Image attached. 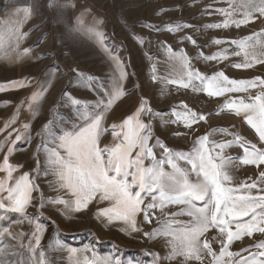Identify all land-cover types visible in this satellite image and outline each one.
I'll list each match as a JSON object with an SVG mask.
<instances>
[{
	"label": "snow or ice",
	"instance_id": "obj_1",
	"mask_svg": "<svg viewBox=\"0 0 264 264\" xmlns=\"http://www.w3.org/2000/svg\"><path fill=\"white\" fill-rule=\"evenodd\" d=\"M228 7L217 9L224 19L221 23L207 25L208 28L220 29L240 28L258 19L264 18V0H227ZM23 13L22 19L15 24H0V56H8L10 52H17V59L32 52L24 48L18 51L21 41L28 35L21 31L22 24L32 16V9L24 7L18 9ZM82 17L77 18L76 31H87L96 38L115 64L117 75L111 88H103L106 99L101 98L95 105L67 96L71 106L78 114L82 123L73 125L71 130L64 129L57 135L45 125L43 136L49 137V147L44 144L46 153L47 174L55 177L54 190L64 193L63 196L49 200L47 203L62 205V213L71 216L88 209L93 201L108 202L109 206L98 210L97 217L108 223L121 222L122 231L132 233L142 229L137 225V216L143 213V220L151 223L155 218L152 210H159L163 215L176 217L186 215L191 219L187 222L167 219L151 233H144L149 239L165 237L170 251L166 257L152 254L151 264H162L163 260H174L182 257L181 264L197 261L203 264L204 257H211L212 264H264V240L254 245L256 251L243 249L248 256L240 252L229 250L232 243L241 240L244 236L252 237L254 233L264 234V147H257L245 140L244 137L229 133L227 130L214 129L211 134L198 137L190 152H176L167 147L158 137L153 141L152 118L165 114L155 113L148 102L141 99L135 112L122 120L120 124L111 125L112 142L101 146V137L108 131L103 126L106 114L113 105L125 95L123 82L128 73L123 61L116 53L110 51V46L104 44L105 36L95 27L85 29ZM147 27V25H146ZM191 25H169L166 31L175 33ZM143 43L141 38H137ZM193 45L195 40L187 37ZM215 45L226 43L220 39L212 42ZM238 49L232 53L243 56L242 63H236L237 69H248L256 64H264V30L254 32L239 41L227 42ZM169 59L173 62L172 72L164 78L167 84L178 88L191 89L193 92H202L208 97H222L230 93H247V99H227L215 113L219 115L227 110L237 116L243 115L245 122L252 128L264 145V78L256 77L252 80L230 79L223 71L212 76H204L191 67V59L186 52L176 53L169 47ZM42 57H37L41 59ZM198 58L205 61H223L229 58L227 49L205 56L203 52ZM81 80L92 81L94 78H85L78 73ZM153 82L158 77L153 67ZM30 86L28 78L21 81H11L8 85H0V91L18 89ZM50 86L45 81L39 86L28 101V110L32 111ZM259 88L255 95L251 89ZM180 110L172 109L171 116L175 119L164 120V124H183L187 129L196 131L193 125L201 121L207 122L208 117L198 114L186 104H180ZM19 107L16 115L19 114ZM14 115L5 124L7 129L16 123ZM144 117H148L145 122ZM30 126L24 125L25 129ZM14 132L19 130L13 129ZM217 132L221 136L232 135L233 139L217 142L210 136ZM177 132L175 135H181ZM12 133H9L11 136ZM21 135L17 134L15 140L19 141ZM30 140V135L25 137ZM237 146L242 149L243 155L238 158L226 157L223 153L227 148ZM4 145L0 144V150ZM157 150H160L159 153ZM8 153L13 149L9 147ZM239 162L242 165H254L259 171V183L235 182L231 174V167ZM18 166L10 164L5 155L0 165V172L6 173L0 179V264H45V253L40 249V239L45 226L39 222L37 216H28L27 209L32 205L33 192L39 187L30 178L28 173L14 178L13 172ZM135 189V190H133ZM7 195H2L3 193ZM145 201H148L145 204ZM45 201L41 197L40 208ZM143 205V207H142ZM169 206H180L179 212L165 213ZM7 213L19 214V219L12 221L17 225L27 221L33 226L30 233L13 231L10 224L3 223ZM150 213L152 214L150 216ZM248 219L245 220L244 218ZM233 228L235 230H233ZM210 229H216L218 237L214 242L222 246L219 253L215 252L208 239H202ZM27 238V239H26ZM63 248V246H61ZM38 249H40L38 251ZM91 249L86 246L85 251ZM72 255L77 249L68 248ZM234 257H240L234 260ZM227 258V259H226ZM75 264H122L119 256L99 257L93 253L92 257H77ZM127 264H134L129 260ZM135 264H140L139 261Z\"/></svg>",
	"mask_w": 264,
	"mask_h": 264
},
{
	"label": "rangeland",
	"instance_id": "obj_2",
	"mask_svg": "<svg viewBox=\"0 0 264 264\" xmlns=\"http://www.w3.org/2000/svg\"><path fill=\"white\" fill-rule=\"evenodd\" d=\"M28 6L32 9V16L27 47L35 51L36 61L32 66L25 67L21 75L17 69L0 67V85H8L11 81H21L25 78L30 82L28 87L0 91V144L4 145L3 150H0V165L7 155L10 164L18 166L13 172L14 178L28 173L29 178L39 187L38 192L32 193L33 202L26 214H39V222L45 226L40 239V249L45 253V264H75L77 257L81 260L84 256L91 258L93 253L99 257L119 256L122 264H127L129 260L134 264L137 261L140 264H151L154 258L152 254L166 257L170 251L166 238L149 239L144 233H151L167 219L187 222L190 217H170L154 209L152 211L155 218L151 219V223L143 220V213L137 216V225L142 231L132 233L122 231L124 225L121 222L108 223L97 217L98 210L109 206L106 201H93L88 209L71 216L62 213V205L47 203L63 196L64 193L54 190L52 185L55 177L45 174L48 169L43 146L46 143L49 147L55 145L49 143V137L43 136L44 126L49 125L51 131L59 135L62 130H71L73 125L82 123L67 96L86 102L90 106L95 105L101 98L106 99L101 86L111 88L117 75L115 64L101 43L86 30H74L77 27V18L82 17L85 29L95 27L103 32L104 44L110 46V51L116 53L123 61L128 73L123 82V89L130 95L118 100L106 114L103 126L108 131L101 137V146L112 142L111 125L120 124L135 112L140 100L144 99L153 112L165 114L151 120L152 142L158 137L170 149L185 153L192 150L198 137L211 134L214 129L240 135L257 147L264 145L245 122L243 115L237 116L227 110L215 115L227 99H247V93L208 97L202 92H193L191 89L178 88L164 82V78L172 72L173 64L167 49L170 47L176 53L186 52L192 61V69L198 70L204 76L223 71L230 79L264 78V64H256L248 69L233 67L234 64L243 62V56L232 55L238 49L235 45L227 43L239 41L254 32L264 30V18L240 28L206 27L223 21L224 17L216 10L227 8V0H28ZM177 24H187L191 27L175 33L165 30L167 26ZM187 37L195 40L196 44L193 45ZM137 38H141L143 43ZM216 39L226 43L215 45L212 42ZM225 49L229 55L226 60L205 61L198 58L201 52L209 56ZM153 67L158 77L156 82L152 79ZM78 73H82L85 78L94 79L82 81ZM45 81H48L50 86L33 106V110L29 111V98ZM250 91L255 95L259 88ZM182 103L198 114L207 116L208 121L193 125L194 129H198L196 131L185 128L183 124H164V120L175 119L171 116V111L174 108L180 110L178 106ZM18 107L20 110L16 115ZM14 115L16 123L5 129L6 122ZM144 119L148 122L149 118ZM25 124L30 127L25 129ZM13 129L19 131L14 132ZM177 132L182 134L175 135ZM9 133L12 135L9 136ZM17 134L21 135L19 141L15 140ZM29 135L30 140L26 141L25 137ZM210 139L224 142L232 140L233 136H221L217 132L210 136ZM9 147L13 149L11 154L7 151ZM159 151L157 150L158 153ZM223 154L226 157L238 158L243 152L239 147L233 146L225 149ZM261 168H264V165H261ZM230 171L237 184L253 181L259 183L260 169L254 165L245 166L237 161ZM5 176L6 173L0 172V179ZM2 195L6 196L7 193ZM41 197L45 201L43 208L39 207ZM147 202L145 201V204ZM180 210V206H169L164 211L170 214ZM19 218V214L7 213L3 223L10 224L13 231L30 233L33 226L27 221L20 225L12 223ZM218 236L216 229H210L202 238L210 241L217 254L222 245L214 242L212 238ZM261 240H264V234L258 232L252 237L244 236L241 240L234 241L229 250L248 256L249 253L242 250L251 249L255 252L254 245ZM86 246L91 250L85 251ZM68 248L77 249L76 255H72ZM233 259L238 260L240 257ZM182 260V257H177L171 261L163 260L162 264H181ZM189 264L199 262L193 260ZM203 264H212V258L205 256Z\"/></svg>",
	"mask_w": 264,
	"mask_h": 264
},
{
	"label": "crops",
	"instance_id": "obj_3",
	"mask_svg": "<svg viewBox=\"0 0 264 264\" xmlns=\"http://www.w3.org/2000/svg\"><path fill=\"white\" fill-rule=\"evenodd\" d=\"M28 6V0H22L19 2L18 0H0V24H15L16 21L22 19L23 13L18 12V9H22ZM31 17L25 21L21 26V31L23 33H27L28 35L25 37L23 41H21L20 48L18 51L22 52L24 48H29V33L28 28L30 26ZM35 51L32 49V52L19 57L17 59V52H10L8 56H0V67L1 68H12V70H18L19 75L22 74L23 69L25 67L32 66V63L36 61Z\"/></svg>",
	"mask_w": 264,
	"mask_h": 264
}]
</instances>
